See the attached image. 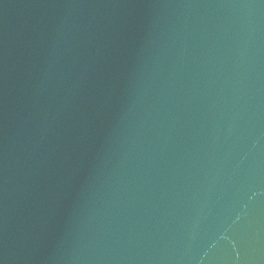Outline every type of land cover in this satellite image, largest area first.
Here are the masks:
<instances>
[{
    "label": "water",
    "instance_id": "1",
    "mask_svg": "<svg viewBox=\"0 0 264 264\" xmlns=\"http://www.w3.org/2000/svg\"><path fill=\"white\" fill-rule=\"evenodd\" d=\"M0 264H264V0H0Z\"/></svg>",
    "mask_w": 264,
    "mask_h": 264
}]
</instances>
